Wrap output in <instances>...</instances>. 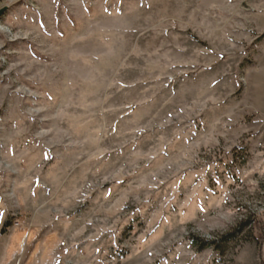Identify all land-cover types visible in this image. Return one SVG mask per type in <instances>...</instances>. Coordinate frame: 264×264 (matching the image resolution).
Wrapping results in <instances>:
<instances>
[{
	"label": "rangeland",
	"instance_id": "1",
	"mask_svg": "<svg viewBox=\"0 0 264 264\" xmlns=\"http://www.w3.org/2000/svg\"><path fill=\"white\" fill-rule=\"evenodd\" d=\"M3 8L0 264H264V0Z\"/></svg>",
	"mask_w": 264,
	"mask_h": 264
},
{
	"label": "trees",
	"instance_id": "2",
	"mask_svg": "<svg viewBox=\"0 0 264 264\" xmlns=\"http://www.w3.org/2000/svg\"><path fill=\"white\" fill-rule=\"evenodd\" d=\"M249 227H254L259 231L258 240H264V220L258 221L252 217L242 220L234 229L225 233L221 239L225 243L233 241L237 239ZM215 245L217 246L216 241H207L203 247H213Z\"/></svg>",
	"mask_w": 264,
	"mask_h": 264
},
{
	"label": "water",
	"instance_id": "3",
	"mask_svg": "<svg viewBox=\"0 0 264 264\" xmlns=\"http://www.w3.org/2000/svg\"><path fill=\"white\" fill-rule=\"evenodd\" d=\"M5 11V8H3L1 11H0V15Z\"/></svg>",
	"mask_w": 264,
	"mask_h": 264
}]
</instances>
